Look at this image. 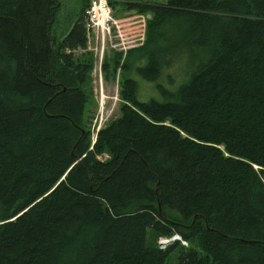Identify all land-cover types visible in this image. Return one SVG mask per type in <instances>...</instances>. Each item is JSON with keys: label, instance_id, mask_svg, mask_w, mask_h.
<instances>
[{"label": "trees", "instance_id": "1", "mask_svg": "<svg viewBox=\"0 0 264 264\" xmlns=\"http://www.w3.org/2000/svg\"><path fill=\"white\" fill-rule=\"evenodd\" d=\"M89 4L58 39L61 0H0V264H264V0H122L150 18L94 143Z\"/></svg>", "mask_w": 264, "mask_h": 264}, {"label": "rangeland", "instance_id": "2", "mask_svg": "<svg viewBox=\"0 0 264 264\" xmlns=\"http://www.w3.org/2000/svg\"><path fill=\"white\" fill-rule=\"evenodd\" d=\"M112 1L113 4L110 5V14H114L116 20H118V28L120 29V34L122 40L116 36V32H114L113 38L116 39L117 43L114 45L113 41H109L108 36H104V44L103 48L99 47L100 43H97L93 47H90L89 43L85 48H76L72 51V54L77 56L83 54L84 51L92 50L93 53V67L90 73L91 81H90V91L91 97L86 106L85 114H86V122L88 124V128L91 133L98 128L104 126V124L110 120L114 119L119 114V104L120 99L118 97V78L115 80L107 81L104 78L103 72H101V80H99L98 70H94L98 64H95L94 60H104L105 57H108L112 54V50H122L125 52L130 49L141 45L139 42L145 32V24L146 21L150 18L149 14L139 15L134 10H127L123 4L122 0H109ZM129 1H147V2H160L166 3L167 0H129ZM63 3L62 11L58 14L57 21L54 25V31L56 33V37L58 39L62 38L66 32L67 25L69 24V18L72 13H77L80 8L81 0H61ZM122 4V5H120ZM111 39V38H110ZM113 43V44H112ZM119 52V51H116ZM103 63V61H102ZM95 65V66H94ZM119 74V69L117 70V74ZM139 85V98L142 100H147L149 97H156V93H153L150 87V84L144 80L139 79L137 76H134ZM107 154H102L100 156L101 160L106 159ZM167 264H178L177 263V253L174 251L168 260Z\"/></svg>", "mask_w": 264, "mask_h": 264}, {"label": "built area", "instance_id": "3", "mask_svg": "<svg viewBox=\"0 0 264 264\" xmlns=\"http://www.w3.org/2000/svg\"><path fill=\"white\" fill-rule=\"evenodd\" d=\"M92 9L90 11V19L92 22H98L100 18L105 19L106 24L100 29H92L90 30L88 27L86 28V35L89 40V44L91 45L94 43H100V47L103 48L104 44V36L111 35V27L109 23L112 22L118 25V20H115L111 17L110 9L107 6L106 0H92ZM105 17V18H104ZM100 61V60H99ZM99 66V65H98Z\"/></svg>", "mask_w": 264, "mask_h": 264}, {"label": "bare ground", "instance_id": "4", "mask_svg": "<svg viewBox=\"0 0 264 264\" xmlns=\"http://www.w3.org/2000/svg\"><path fill=\"white\" fill-rule=\"evenodd\" d=\"M91 9H92V4L90 3L89 6L85 9V13H84V27H85V29L88 27L90 30H92V29L100 30L106 24V21H105V19L100 18L97 23L96 22H92L91 19H90V11H91ZM109 26L111 27V35L109 37V41L110 42L113 41L114 45H116L117 43L122 44V41L121 42H117L116 39L113 38V35H112L114 32H116V36L119 37L122 40L121 34H120V29L118 28L119 26L114 24V23H112V22L109 23ZM85 38H86V46H87V43H89V40L87 38L86 31H85ZM89 51L92 52V50H89ZM115 51L121 52L122 50H115Z\"/></svg>", "mask_w": 264, "mask_h": 264}, {"label": "water", "instance_id": "5", "mask_svg": "<svg viewBox=\"0 0 264 264\" xmlns=\"http://www.w3.org/2000/svg\"><path fill=\"white\" fill-rule=\"evenodd\" d=\"M82 131H83V130H82ZM83 132H84V131H83ZM83 132H82V133H83Z\"/></svg>", "mask_w": 264, "mask_h": 264}]
</instances>
